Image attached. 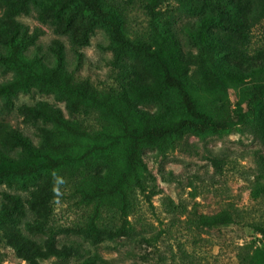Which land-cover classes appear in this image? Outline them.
Wrapping results in <instances>:
<instances>
[{
  "label": "trees",
  "instance_id": "16d2710c",
  "mask_svg": "<svg viewBox=\"0 0 264 264\" xmlns=\"http://www.w3.org/2000/svg\"><path fill=\"white\" fill-rule=\"evenodd\" d=\"M171 1L198 18L196 32L186 31L195 51L180 48L169 15L161 20L166 0H143L151 29L147 41L127 39L123 10L109 0H53L43 9L40 20H49L58 35L69 36L73 47L87 46L96 28L107 33L105 50L111 54L110 67L118 72L117 87L99 91L66 72L59 41L52 43L53 66L37 57L24 60L21 52L43 32L29 31L15 18L37 2L0 0V66L14 73L0 84L3 107L10 111L17 91L34 88L64 102L69 117L46 102L21 106L17 113L24 123H42L35 143L19 130L0 125V183L41 180L27 199L2 193L0 242L21 261L79 260L81 244L59 243L61 234L72 233L92 245L130 235V196L136 189L145 192L148 175L141 152L173 150L186 132L203 136L230 129L249 116L245 105L264 101V81L240 87L242 78L235 83L225 73L227 66H256L257 60L239 54L238 47L249 43L250 29L264 20V0ZM210 27L222 34L224 52L205 37ZM235 89L231 107L228 95ZM93 114L102 122L101 131H87L78 118ZM64 179L79 183L76 194L79 203L90 208L89 221L55 229L50 225L52 203ZM103 213L117 214L122 224L99 227ZM197 221L206 228L235 223L225 212L198 216ZM257 230L264 237V228ZM81 264L105 263L96 255ZM247 264H264V250L255 251Z\"/></svg>",
  "mask_w": 264,
  "mask_h": 264
},
{
  "label": "rangeland",
  "instance_id": "374dc122",
  "mask_svg": "<svg viewBox=\"0 0 264 264\" xmlns=\"http://www.w3.org/2000/svg\"><path fill=\"white\" fill-rule=\"evenodd\" d=\"M121 6L124 16V32L130 41H147L150 19L144 10L143 0H109ZM27 14L15 18L29 31L40 29L43 34L21 52L24 60L37 57L47 67L55 63L52 43L62 44L63 65L75 80H87L94 89L106 90L117 87L118 72L112 70L111 54L105 50L107 33L96 28L89 35L85 47H73L69 36L58 35L49 20H40L43 9L53 0H36ZM161 20L170 16L180 48L195 51L189 43L187 30L196 32L198 18L180 9L179 5L166 0L161 8ZM208 12V11H207ZM206 12V13H207ZM224 52L222 34L210 27L205 33ZM241 55L253 57L257 64L250 70L227 66L225 73L240 87L264 81V20L249 31V43L238 47ZM14 78V73L0 66V84ZM231 90L228 101L232 103ZM0 97V125H9L37 142V127L41 122L26 124L17 110L46 102L61 110L65 119L68 114L64 102L51 94L32 88L17 91L10 100V111L3 107ZM249 112L245 122L215 134L203 136L186 132L173 150L159 153L146 148L141 159L147 169L145 192L134 190L129 200L127 220L132 228L130 235L114 240H104L95 245L83 241L72 233L58 236L59 243L77 241L82 246L79 260L61 261L51 258L38 264H81L98 255L105 264H247L248 258L258 250H264V237L257 228H264V101L245 105ZM89 132L101 131L102 122L93 114L78 117ZM41 180L19 184L17 181L0 183L2 193L19 195L27 199ZM64 179L57 197L52 203L50 225L66 229L85 225L90 208L79 203L76 186ZM227 213L235 223L219 228L199 225L198 216ZM31 217V216H30ZM122 219L117 214L103 213L99 227H119ZM0 264H27L15 252L0 242Z\"/></svg>",
  "mask_w": 264,
  "mask_h": 264
}]
</instances>
